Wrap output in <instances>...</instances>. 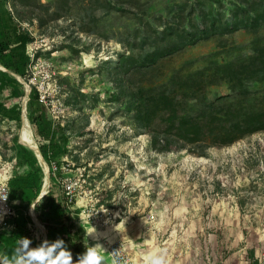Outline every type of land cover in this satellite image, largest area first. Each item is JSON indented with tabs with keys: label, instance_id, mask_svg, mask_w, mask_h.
Wrapping results in <instances>:
<instances>
[{
	"label": "rangeland",
	"instance_id": "1",
	"mask_svg": "<svg viewBox=\"0 0 264 264\" xmlns=\"http://www.w3.org/2000/svg\"><path fill=\"white\" fill-rule=\"evenodd\" d=\"M6 7L30 33V60L25 76L0 78V226L21 205L9 195L1 206L11 177L29 174L43 185L41 162L36 172L16 160L23 121L6 116L19 106L38 144L29 109L35 88L46 128L58 130L65 148L48 192L60 200L72 185L73 240L66 237L82 252L97 244L102 264H148L153 255L165 264H264V130L221 146L185 137L264 114V0ZM214 22L189 44L185 31ZM48 192L35 205L47 204ZM35 205L27 208L29 247L56 227H45Z\"/></svg>",
	"mask_w": 264,
	"mask_h": 264
},
{
	"label": "trees",
	"instance_id": "2",
	"mask_svg": "<svg viewBox=\"0 0 264 264\" xmlns=\"http://www.w3.org/2000/svg\"><path fill=\"white\" fill-rule=\"evenodd\" d=\"M7 0H0V65L7 70L0 69L1 84H4L2 79L9 78V72L17 74L19 76H25L27 64L30 60L29 55L26 52L27 43L30 41L29 31L21 30L18 22L16 21L13 13L6 7ZM236 25L238 23H235ZM211 28H215V22L213 25L204 24L202 28L198 26L195 31H185L189 44L196 43L199 39L207 36V31ZM11 78V77H10ZM31 95H33V101L29 104V109L32 111L30 120L36 129V135L40 138L38 146L45 162L51 166L50 177L54 178V170L52 166L56 162L58 156L65 149L57 140L58 130H48L46 128L47 115L42 106L40 100L39 91L35 88L32 89ZM228 95H221L217 97V100L226 98ZM16 106L7 111L6 116L10 119L22 122V111ZM226 126V125H225ZM264 130V114L256 115L246 121L234 122L226 130H218L217 132L210 133L212 135H201L195 131L188 132L185 137L188 141H196L198 139H206L213 145H229L236 140L242 138L245 135L255 133L257 131ZM201 136V137H200ZM209 136H212L210 139ZM183 137V138H185ZM185 139V140H186ZM213 142V143H212ZM169 144V143H168ZM168 146V145H167ZM21 155L16 157L17 163H25L33 168V171H41L42 167L33 149L21 144ZM9 195L13 201H20L21 205L16 206L14 214L8 216L3 224L0 226V264H11V257L13 255V249L17 246L21 237H25V233L29 230L28 224L33 222L31 215L27 212V208L33 204L40 191L41 187L31 184L30 175L23 176L14 175L9 179ZM48 194H52L49 197V202L42 206L39 202L36 203V210H40L42 213L39 215V219L44 223L45 227H51L54 224L53 236L48 231L47 237L49 240L61 237L68 244L69 249L75 254L82 252L81 245L73 243V221L66 223V216L69 217L71 208L68 206L66 195L60 200L53 197V193L50 190ZM26 208V209H25ZM51 212L55 217L48 216ZM69 220V219H68ZM67 231V232H66ZM71 241L67 240V233Z\"/></svg>",
	"mask_w": 264,
	"mask_h": 264
},
{
	"label": "clouds",
	"instance_id": "3",
	"mask_svg": "<svg viewBox=\"0 0 264 264\" xmlns=\"http://www.w3.org/2000/svg\"><path fill=\"white\" fill-rule=\"evenodd\" d=\"M32 241L27 237H21L17 246L13 249L11 264H102L103 257L97 251V244L85 246L83 252L73 253L68 244L61 237L52 240H43L35 247H29ZM148 264H165L163 256L153 255Z\"/></svg>",
	"mask_w": 264,
	"mask_h": 264
},
{
	"label": "bare ground",
	"instance_id": "4",
	"mask_svg": "<svg viewBox=\"0 0 264 264\" xmlns=\"http://www.w3.org/2000/svg\"><path fill=\"white\" fill-rule=\"evenodd\" d=\"M86 59L88 60L89 56H86ZM24 119H25V122L23 124L22 129H21V136H22L21 140L24 143L30 145L35 150L37 148L38 144L36 142L35 136H34L33 131L31 129V125H30L29 119L27 118L25 113H24ZM42 164L45 167V177H44V181H43V185H42V191L46 192L47 189H48V184H49V179H48V176H47L48 166L43 161H42ZM1 206L4 207L3 201L1 202Z\"/></svg>",
	"mask_w": 264,
	"mask_h": 264
},
{
	"label": "water",
	"instance_id": "5",
	"mask_svg": "<svg viewBox=\"0 0 264 264\" xmlns=\"http://www.w3.org/2000/svg\"><path fill=\"white\" fill-rule=\"evenodd\" d=\"M0 69H2V70H7L5 67H2L1 65H0ZM28 91H29V90H28ZM22 121H23V124H24V122H25V119H24V112H22ZM20 137L22 138V136H20ZM25 145L28 146L29 148L33 149L30 145H28V144H26V143H25ZM33 150H34V149H33ZM34 151H35V153H36V156L38 157L39 162L42 163V161H43L44 163H46L45 160H44V158H43V156H42V154H41V151H40L39 146H37V148H36ZM41 160H42V161H41ZM46 164H47V163H46ZM49 175H50V172H49V170L47 169V176H48V179L50 180ZM47 192H48V189H47L46 192H43V191H42V188H41V191H40V193H39V195H38L36 201H38L39 199H41V198H42ZM36 201H35V202H36ZM35 202L32 204V207H33V208H34Z\"/></svg>",
	"mask_w": 264,
	"mask_h": 264
},
{
	"label": "built area",
	"instance_id": "6",
	"mask_svg": "<svg viewBox=\"0 0 264 264\" xmlns=\"http://www.w3.org/2000/svg\"><path fill=\"white\" fill-rule=\"evenodd\" d=\"M71 184L70 185H67V189H66V198L69 200V198H70V201H72V199H73V196H72V193H71ZM4 194V196H3V199L4 200H2V201H5V200H7L8 199V197H9V191H7L6 193H3ZM67 200V201H68ZM4 203V202H3ZM11 208H9V210H10Z\"/></svg>",
	"mask_w": 264,
	"mask_h": 264
}]
</instances>
